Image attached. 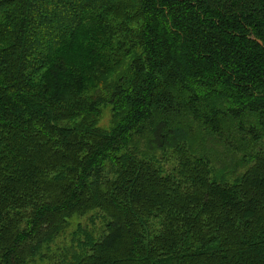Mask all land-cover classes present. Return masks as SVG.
I'll list each match as a JSON object with an SVG mask.
<instances>
[{
    "label": "trees",
    "instance_id": "trees-1",
    "mask_svg": "<svg viewBox=\"0 0 264 264\" xmlns=\"http://www.w3.org/2000/svg\"><path fill=\"white\" fill-rule=\"evenodd\" d=\"M233 126L218 176L196 130ZM263 139L264 0H0V264L94 209L69 264H264Z\"/></svg>",
    "mask_w": 264,
    "mask_h": 264
},
{
    "label": "rangeland",
    "instance_id": "rangeland-1",
    "mask_svg": "<svg viewBox=\"0 0 264 264\" xmlns=\"http://www.w3.org/2000/svg\"><path fill=\"white\" fill-rule=\"evenodd\" d=\"M112 110L110 107H104L103 115L100 119L99 126L108 130L111 126ZM237 130L225 131L222 136H214L206 131L201 132L194 148L199 154H205L216 163V174L220 176L222 172L238 170L239 160L242 154L238 147L241 144L239 128ZM230 133L231 137L227 138ZM264 147V139L260 141ZM142 151L149 152L157 160L156 163L162 167L165 174L174 172L180 167V159L171 148L161 149L156 143H150L146 138L141 143ZM108 219L99 210L94 209L82 215L74 216L67 226L66 230L61 233L50 244H46L36 255L35 264H69L71 255L77 252L86 251L90 244L98 241L106 231ZM154 225L158 226L159 222L154 220Z\"/></svg>",
    "mask_w": 264,
    "mask_h": 264
}]
</instances>
